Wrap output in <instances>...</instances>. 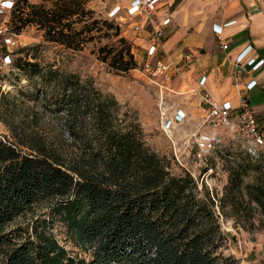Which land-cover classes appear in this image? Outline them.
<instances>
[{"label": "trees", "instance_id": "16d2710c", "mask_svg": "<svg viewBox=\"0 0 264 264\" xmlns=\"http://www.w3.org/2000/svg\"><path fill=\"white\" fill-rule=\"evenodd\" d=\"M88 1L19 0L12 22L19 33L36 25L46 41L76 51L113 39L99 48L100 59L116 72L135 68L120 25L87 9ZM20 66L58 79L71 138L0 136V264H239L226 253L229 235L214 208L235 227L264 226L262 156L229 160L219 201L205 187L198 198L195 180L172 172V160L148 145L137 120L113 119L110 109L120 108L113 96L52 64Z\"/></svg>", "mask_w": 264, "mask_h": 264}, {"label": "rangeland", "instance_id": "374dc122", "mask_svg": "<svg viewBox=\"0 0 264 264\" xmlns=\"http://www.w3.org/2000/svg\"><path fill=\"white\" fill-rule=\"evenodd\" d=\"M44 1L29 0L33 4ZM201 1L176 0L171 8L175 32L196 34L205 30L210 32L213 21L221 14L201 11L200 5L203 3ZM130 3L131 0H89L86 8L94 9L98 15L120 25L123 36L132 45L137 66L142 65L146 59L147 34L144 31L137 33L130 26V19L126 13ZM118 7H121L119 11ZM170 35L171 33L166 39ZM20 38L23 45L15 50L13 65L0 68V136H6L11 140L15 139L16 134L22 137L43 136L50 141L71 138V133L64 125L66 111L59 105L58 98L62 88L58 86V79L43 76L49 69L34 74L35 70L20 66L27 61L39 62L42 66L52 64L54 70L58 68L60 73H76L81 83L88 89L89 86H93L103 94L113 96L120 105L119 109L114 106L110 109L113 112V119L120 123L137 120L144 130L148 145L160 155L168 156L172 160V172L189 174L195 180L198 198L204 199L205 187L212 192V196L214 192L217 193L216 202L219 201L231 172L229 160L246 164V155L242 153V137L228 131L223 137L225 153L212 152L196 169L195 176L188 173L175 159L171 141L161 132L157 85L144 73L136 70V67L128 72H116L100 59L99 48L112 47L116 43L115 40L104 38L88 43L83 50L76 51L46 41L44 31L36 25L25 26ZM216 40L218 43V39ZM207 42L210 43V40ZM182 43L183 41H180L176 45L180 46ZM171 46L167 45L170 48ZM175 88L180 91L186 90L187 87L182 85L181 80H177ZM166 100L173 108L181 106L189 111L190 116L176 134L179 140L177 149L182 152L184 151L182 139L190 135L195 123L202 118L203 111L197 109L196 95L191 92H168ZM261 156L264 160V155ZM183 157L189 164H194L192 152L190 156L184 154ZM209 169L212 171L206 177L204 173ZM253 174L254 171H250L244 180H251ZM214 209L216 215L220 217L224 231L229 235L226 253L234 255L239 264H264V226H259L256 220L254 228L235 227L232 218L223 217L217 203ZM58 231L60 238L65 241L64 229L58 227ZM66 244L71 251L85 254L71 242Z\"/></svg>", "mask_w": 264, "mask_h": 264}, {"label": "built area", "instance_id": "2783aa9c", "mask_svg": "<svg viewBox=\"0 0 264 264\" xmlns=\"http://www.w3.org/2000/svg\"><path fill=\"white\" fill-rule=\"evenodd\" d=\"M19 0H0V68L13 65L15 50L21 42L19 33L12 22L13 13L16 11ZM121 7H118V11ZM166 9L163 0H131L126 8L130 19V26L137 33L146 32V59L142 65H137L136 70L144 73L158 87V110L160 115V129L172 143L174 156L177 162L188 173L195 176L196 169L207 160L208 155L218 151L225 153L223 137L228 131L242 137V153L257 159L264 155V121L251 109L246 97H242L239 105L233 106L230 101H218L203 85L205 77L201 76L190 84L189 67L194 53L184 50L180 56L167 47L166 26L170 23L172 14L162 21L157 20V10ZM122 18V17H121ZM127 21V19H126ZM219 47L222 50L229 48L223 34H217ZM241 62L233 63V77L235 85L239 84ZM181 80L187 88L178 91L173 84ZM256 83V81H254ZM196 94L202 118L195 123L189 136L182 139L184 151H178L177 132L187 120L186 113L181 108H173L167 103V93ZM193 154L194 164L184 160L183 155ZM212 169L205 171L209 176Z\"/></svg>", "mask_w": 264, "mask_h": 264}, {"label": "crops", "instance_id": "0c3cea01", "mask_svg": "<svg viewBox=\"0 0 264 264\" xmlns=\"http://www.w3.org/2000/svg\"><path fill=\"white\" fill-rule=\"evenodd\" d=\"M163 2L166 9L157 10L158 21L173 15L171 8L176 0H163ZM201 2H203L200 5L201 11L221 14L213 21L210 32L206 30L203 33L199 31L198 34L175 32L172 16L166 26V34L171 33L167 45L172 46L168 48L178 57L186 49L194 53L193 62L188 70L190 84L196 85L195 80L203 76L205 77L203 87L207 92L216 100L230 101L236 107L241 98L246 97L251 109L264 121V0H202ZM219 31L229 43L227 50L220 49L217 43ZM209 40L210 43L207 42ZM180 41L183 43L180 46L176 45ZM214 43L217 47H214ZM237 60L241 62V79L239 84L235 85L233 63ZM173 86L175 87V83ZM196 99L197 109L200 111L197 96ZM178 108L184 110L187 118L190 116L185 107Z\"/></svg>", "mask_w": 264, "mask_h": 264}]
</instances>
